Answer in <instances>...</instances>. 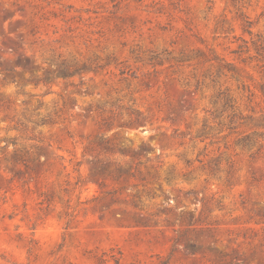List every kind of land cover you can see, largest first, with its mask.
I'll return each instance as SVG.
<instances>
[{
	"label": "rangeland",
	"instance_id": "1",
	"mask_svg": "<svg viewBox=\"0 0 264 264\" xmlns=\"http://www.w3.org/2000/svg\"><path fill=\"white\" fill-rule=\"evenodd\" d=\"M262 86L264 0H0V264H264Z\"/></svg>",
	"mask_w": 264,
	"mask_h": 264
},
{
	"label": "trees",
	"instance_id": "2",
	"mask_svg": "<svg viewBox=\"0 0 264 264\" xmlns=\"http://www.w3.org/2000/svg\"><path fill=\"white\" fill-rule=\"evenodd\" d=\"M249 31V30H248ZM258 49H262V47L260 46ZM262 88L264 89V86H262ZM236 99L230 95H224L223 97V107H226L230 110V114H229V120L227 123V128L234 130L237 127H239L240 122H238V119L243 118L244 116L240 115V112H238L236 110ZM261 134H258V136H260ZM255 136H250L249 134H245L243 135L241 138L238 139V141L242 144V146H249V145H253L255 142ZM261 150V147H258L255 151L250 153V157H253L256 153H258ZM100 163L98 160L94 161V166L97 167V164ZM101 164V163H100ZM214 165H212L210 167V171L214 168H216V162L213 163ZM102 165H104V168L107 167H111L112 165L114 166L115 172L120 171V169H118L117 164L115 162H110V161H106L105 163H102Z\"/></svg>",
	"mask_w": 264,
	"mask_h": 264
}]
</instances>
